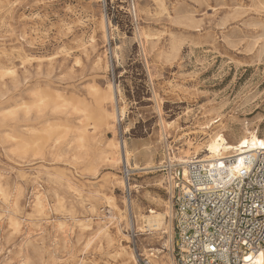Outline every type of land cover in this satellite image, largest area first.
<instances>
[{"label": "rangeland", "instance_id": "obj_1", "mask_svg": "<svg viewBox=\"0 0 264 264\" xmlns=\"http://www.w3.org/2000/svg\"><path fill=\"white\" fill-rule=\"evenodd\" d=\"M247 128L264 0H0V264H172L159 164Z\"/></svg>", "mask_w": 264, "mask_h": 264}, {"label": "built area", "instance_id": "obj_2", "mask_svg": "<svg viewBox=\"0 0 264 264\" xmlns=\"http://www.w3.org/2000/svg\"><path fill=\"white\" fill-rule=\"evenodd\" d=\"M165 157L158 170L168 172L171 190L172 264H247L264 247V148L213 160H181L172 150Z\"/></svg>", "mask_w": 264, "mask_h": 264}, {"label": "bare ground", "instance_id": "obj_3", "mask_svg": "<svg viewBox=\"0 0 264 264\" xmlns=\"http://www.w3.org/2000/svg\"><path fill=\"white\" fill-rule=\"evenodd\" d=\"M213 122L216 121L214 120ZM212 123L211 124L210 122L207 123L205 126L202 127V129L206 127L210 129L212 127ZM256 148H264V137H261L256 130L251 131L248 128L245 129L244 134L241 135L235 141H230L225 134H223L222 132H217L211 135L210 139L207 140V143L204 145V148L201 147L200 145L189 146L187 149H185L184 154L180 156V159L190 160L193 159L194 156L200 157L201 156L200 154H203L205 152L206 153L203 158L210 160L218 159V158H226L229 156L234 157L236 155H240L246 151L254 150ZM124 186H126L127 188L132 187L129 186L127 183H125V181H124ZM164 220H165L164 213H160L156 210H151L149 212V215L145 216L144 228L148 230H161L164 225ZM247 261H248L247 264H264V247L261 248L257 253L249 256Z\"/></svg>", "mask_w": 264, "mask_h": 264}]
</instances>
